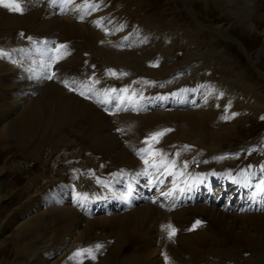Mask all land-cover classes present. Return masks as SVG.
Wrapping results in <instances>:
<instances>
[{"label":"bare ground","instance_id":"obj_1","mask_svg":"<svg viewBox=\"0 0 264 264\" xmlns=\"http://www.w3.org/2000/svg\"><path fill=\"white\" fill-rule=\"evenodd\" d=\"M206 1H213L221 8L232 28L239 25L244 29L254 26L256 30L264 26V9H261L264 0ZM98 3L103 5V9L97 12L90 11L87 5L77 0L74 3L63 0L54 4L48 0L41 1L39 5L33 3L28 9H23V14L0 6V44H7V40L11 43L18 29H26L42 38L63 41L62 44L67 45V48L61 50V57L67 58L63 62L67 69H78L81 62L90 58V62L97 67L88 68L116 78L111 82L122 94L130 97L132 94L151 92L153 97H161L165 91L167 72L175 69L177 64L181 66L175 58H169L170 50H164L162 46L164 41L170 40L171 35L151 33V16L141 15V0H98ZM192 9L189 8L191 12ZM103 16L108 18L107 26L97 27L95 21L101 20ZM220 31L217 29L218 34ZM174 43L173 37L171 45ZM18 50L29 52L26 46ZM91 51L94 52V58ZM148 57L151 59L147 60ZM160 57L162 62H159L157 69L143 73L149 82L140 80L143 68L146 65L154 68ZM109 69L116 75H112ZM19 77L13 66L0 60V144L13 145L20 150L23 158L39 160L45 168L40 174L28 178L23 192V195H28L27 201L15 210L13 216H8L3 225L13 227L16 234V239L12 240L15 243V259L11 264H57L43 257L44 250L60 243H68L69 248L73 245L69 242V236L72 241L74 236L84 235L85 230L91 231L93 241L113 239L97 262L86 264H164L157 244L162 240L158 241L156 228L168 215L152 205H142L124 214L96 216L92 219L82 218L69 206L47 209L39 206L37 190L43 181L52 187L63 185L66 175L65 168L60 170L57 177L52 173L47 160L50 149L63 154L90 145L94 153L101 156L100 159L114 167L131 165L136 161L120 138L145 141V137L151 133L171 126L174 129L165 135L164 144H177L178 147L189 143L185 155L195 158L192 162L194 166H199V170L210 174L220 173L226 178L235 177L239 186L246 171L253 181L264 174L261 171L264 159L257 160L258 165L254 163L255 160L248 159L242 165H237L236 161L228 158L227 152H220L223 142L235 131L234 125L240 120L241 106L252 107L253 102H256L261 107L258 108L264 110L261 93L245 83H241L244 86L238 85L240 77L232 72L228 83L223 80L214 85L203 83L198 105L195 103L185 107L190 110L181 106L187 103L189 90L185 91L184 86H181V95L184 97L181 98L176 93V86H171L167 89L170 92L165 94L168 97L165 101L167 104L157 105L156 109L136 117L121 116L116 119L119 122L115 123L94 105L66 93L58 85L38 88L36 95L22 98V94L29 93V85L18 82ZM102 77L97 74L99 81ZM158 100L162 101L161 98ZM232 118L233 124L227 125L225 121ZM208 154H213V157L208 158ZM249 165L252 167L249 168ZM12 170L8 161L0 166V187L5 192L6 180ZM235 172L242 173V176L235 175ZM223 180L230 182L225 178ZM31 188L33 190L29 191ZM81 188L87 189L85 186ZM250 188L246 187L245 190L249 191ZM233 194L236 192L228 197L231 202L234 201ZM236 202L237 209L228 207L219 210L200 205L174 214L175 220L180 223L189 220L192 214L207 218L205 229L181 235L177 245H167L176 264H250L247 259L256 256L264 261V211L260 205H247L248 200L241 198L240 194ZM94 229L100 230L94 233Z\"/></svg>","mask_w":264,"mask_h":264},{"label":"rangeland","instance_id":"obj_2","mask_svg":"<svg viewBox=\"0 0 264 264\" xmlns=\"http://www.w3.org/2000/svg\"><path fill=\"white\" fill-rule=\"evenodd\" d=\"M141 1V10H143L141 11V15L148 14L151 16V27L153 29L152 30L149 28L151 33H153L154 31V35H165L166 33L171 35L170 40L164 41L162 46L164 50H170V53L168 54L169 58H171L170 56L175 58V60L181 65V68L191 61L190 65L192 66L193 74H197L198 77L204 76L205 78L216 79L217 81L221 79V81L223 80L226 83H228L232 72L235 74V76L240 77V83L238 85H242L241 83H245L250 87H253L256 91L260 92L264 97V49L262 51L263 53H259V48L261 44L264 43V26L261 28H256L255 30L254 26V28L251 26L250 28L244 29L239 25L236 26L235 29L234 27H230L231 23L227 21L225 16H223L221 8L216 6L217 4L215 2H205V0H185V5H187L188 9L193 8L192 10L195 14L193 16H196L199 21L204 24L208 23L213 26H218L220 27L218 29H222L233 34L248 49V54L250 56L252 55V58L254 60L260 57V60H257V66L261 71L259 74H257L252 70L251 64L245 58L242 51L237 48V46L227 41H222L220 38L214 37L210 32L198 29L192 17L185 13L184 7L182 6L180 0ZM261 9H264L263 5L261 6ZM257 25L262 26L259 23H257ZM171 29L174 31L172 32ZM179 30H181V32H179ZM147 36L151 37L153 35L147 34ZM173 37L175 39V43L174 45H171ZM90 53L94 58V52L91 51ZM149 59L151 58L148 57L147 60ZM161 60L162 58L160 57L158 59V63L154 68H150L148 65H146L141 71L142 74H147L150 73L151 70L157 69L159 67V62H162ZM178 67L179 65L177 64L175 69L167 72L166 76H168V74L170 73H174L177 69L180 68ZM210 68L212 69V72L209 71V73H205L206 69ZM182 71L184 72V70ZM210 73L214 74L211 75ZM194 81L195 80L193 79L192 82ZM203 83L211 84L212 82L204 81ZM218 83L219 82L215 84ZM212 85H214V83H212ZM244 89L246 90L245 87ZM189 92H191L190 89ZM188 99L189 98L187 96V100ZM253 104L255 106L253 105L252 107H250L249 105H245L240 107V110L242 112L239 116L240 120L234 125L235 131L234 133H232V136H229L228 139L223 142L222 149L220 150V152H222L223 150H226L224 152H227V150L230 149L235 150V156L238 162H243L247 159H264V117L260 118V116H264V113H261L264 112V110L259 109L261 107H259L256 102H253ZM232 120L233 118L226 124H233ZM245 144L253 146V148L252 146H250L246 149L248 150L252 148L250 149L251 151L248 152L242 149H238ZM48 152L50 155V153L54 151L50 149L48 150ZM2 155L4 156L2 157ZM238 156L240 159L238 158ZM19 160L24 161L20 163L18 162ZM0 161H2L0 162V166L1 164L8 161V165L12 166L16 171L15 172L14 170H12L8 179H10L13 174L15 175L18 172L24 175L26 168H29V165H31V163L29 164V162H33L28 160L27 158H23L20 154V150L18 148H15L13 145L4 146L2 144H0ZM15 166L17 167V169H15ZM30 172L31 171L28 169L26 175H28ZM19 186L20 185L17 184H9L8 186L7 183L6 192H8L7 190H10V192L5 196H1L2 194H5V191L4 189H0V232L4 233V238L0 240L2 243H0V264H11V262L15 259V243L12 240L16 239V234L13 230V227H8L9 229L7 227L3 228L5 221L8 219V217L4 218L3 212L7 203L13 197H18L17 188ZM24 195L22 194V196ZM247 262L250 264H264L262 258L258 256H256L255 258H248Z\"/></svg>","mask_w":264,"mask_h":264},{"label":"snow or ice","instance_id":"obj_3","mask_svg":"<svg viewBox=\"0 0 264 264\" xmlns=\"http://www.w3.org/2000/svg\"><path fill=\"white\" fill-rule=\"evenodd\" d=\"M51 2L54 4L55 3V0H51ZM66 2L67 3H74V0H66ZM86 3H87V0H86ZM0 6L8 9L11 12L23 14V7L19 3V0H0ZM87 7L91 8L93 11H96L99 8V4L95 3V0H93L92 3H87ZM80 19L83 20L84 17L81 16ZM95 23H96V26L97 27H102V25H103L102 19L101 20H98V21H95ZM104 31H105L106 34H109V32H108L107 29H104ZM28 39L31 40V37H28ZM66 48H67V45H65V44H57L55 46V51H56L57 55H56L55 60L53 61V63L58 62L59 59L62 58L60 56V51L62 49H66ZM3 55H5V53L2 50H0V56H3ZM153 66H156V65H153ZM49 67H51V65H49ZM108 71L112 75H116V73L113 70L109 69ZM54 77H55V72H52L51 74H46L44 78H46L48 80H52ZM63 83H64V87L67 88L69 91H71V92H77V86H76L75 81H73L72 83H69L68 81H63ZM97 83H98V81H97ZM89 91H91L90 88H89ZM111 91L115 92L117 90L116 89H112ZM78 94L81 95V96H83L85 99H90V96L85 91H78ZM117 130L120 131V129H117ZM171 131H172V129L165 128V129H162V130L153 132L148 137H145L144 143L146 145L151 144L152 146H154L155 144H158L160 142V139L164 135H166L168 132H171ZM184 147L185 148H188L189 146L185 145ZM161 155H163V154L161 153ZM177 156H179V152H177ZM141 158L144 160V164L145 165H148L149 164V161L147 159H144L143 155L141 156ZM219 158L220 159H223L224 157H219ZM152 166L155 167L154 164ZM172 167L173 168L175 167V162L174 161L172 162ZM187 167H188V165H187V162L185 161L184 168H187ZM248 167L251 168L252 165H249ZM261 171H262V173H264V166H262ZM165 175L166 176H174L175 173L174 172L167 171V165H165ZM97 182L99 183V180ZM158 182L159 183H164V180L161 179ZM148 183L149 184H154V181L148 180ZM241 186H243V187H249V186H251L250 179H249V176L248 175H245L244 176V179L241 182ZM254 187H255V191L251 194V198L252 199H255L257 196H264V178H261L259 180V182L255 184ZM180 191L183 192L184 189H181ZM167 195H171V193H168ZM121 199L123 200L124 197L122 196ZM200 223L201 222L199 220H197L193 224V229L196 228L198 225H200ZM168 228H169L168 235H169V238H171L173 235H175L176 229L173 228L171 225H168ZM95 247H96L97 250H99L102 246L99 245V244H97ZM84 253H88L91 256V258H93V259L95 258L94 255H92V249H78L77 252L74 253V255L79 256V255H83ZM165 259L167 260V257H165Z\"/></svg>","mask_w":264,"mask_h":264}]
</instances>
